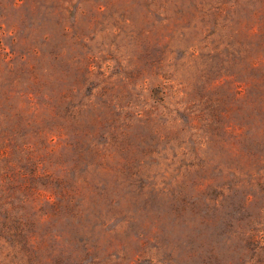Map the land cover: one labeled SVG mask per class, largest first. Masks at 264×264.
Returning <instances> with one entry per match:
<instances>
[{"label":"rangeland","instance_id":"374dc122","mask_svg":"<svg viewBox=\"0 0 264 264\" xmlns=\"http://www.w3.org/2000/svg\"><path fill=\"white\" fill-rule=\"evenodd\" d=\"M0 264H264V0H0Z\"/></svg>","mask_w":264,"mask_h":264}]
</instances>
